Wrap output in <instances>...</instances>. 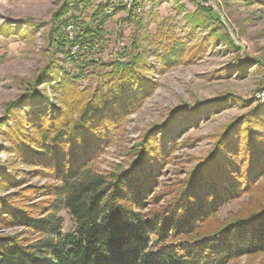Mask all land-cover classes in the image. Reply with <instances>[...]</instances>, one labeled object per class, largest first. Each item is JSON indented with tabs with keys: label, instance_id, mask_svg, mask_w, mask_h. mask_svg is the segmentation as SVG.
<instances>
[{
	"label": "trees",
	"instance_id": "obj_1",
	"mask_svg": "<svg viewBox=\"0 0 264 264\" xmlns=\"http://www.w3.org/2000/svg\"><path fill=\"white\" fill-rule=\"evenodd\" d=\"M141 1L131 0L127 19L138 28ZM192 1L197 9L184 16L192 34L213 18L221 21L208 0ZM89 6L96 7L93 23L82 22L77 13ZM120 8L128 6L116 0H63L51 19L49 45L63 52L79 74H61L59 63L50 60L27 91L5 108L0 127L6 148L29 167L28 181L42 176L53 183L32 186L20 183L12 171L0 172V189H16L0 195V228H24L0 233V264H226L264 252V199L246 212L216 219L224 205L264 177V117L254 110L214 135L207 155L198 158L165 203L155 191L175 151L170 133L177 124L197 122V108L182 105L176 110H185L178 123L172 118L181 113H173L148 129L129 150L134 159L128 167L106 172L94 167L115 129L156 87L138 40L111 52L110 63L102 58L104 25ZM156 34L162 65L179 64L190 49L189 38L160 30ZM211 37L198 41L196 53L203 52ZM97 65L109 71L98 77L96 88H82L80 79ZM44 81H55V102L38 89ZM202 104L206 109L212 100ZM64 209L69 230L60 215Z\"/></svg>",
	"mask_w": 264,
	"mask_h": 264
},
{
	"label": "rangeland",
	"instance_id": "obj_2",
	"mask_svg": "<svg viewBox=\"0 0 264 264\" xmlns=\"http://www.w3.org/2000/svg\"><path fill=\"white\" fill-rule=\"evenodd\" d=\"M62 1L0 0V120L5 116L6 106L27 91L50 60L59 63L61 74H79V68L68 62L63 52L53 51L49 45L51 19ZM116 1L127 4L128 8L115 10L106 20L104 28L107 40L102 58L110 63L111 52L129 48L133 40H138L139 48L145 50L151 63L148 73L156 82V87L115 129L112 140L105 145L94 167L100 172L112 171L120 166L128 167L134 159L129 150L148 129L167 122L173 113H181L179 117L172 118L177 122L183 117V110L176 112L182 105L197 108L193 113L197 122L191 117L192 124H177L170 133V138L175 139V151L165 164L155 191L163 198L162 204L170 198L171 191L179 181L184 180L198 158L207 155L214 135L221 132L225 124L250 110L264 117V0H208L215 10V17H220L221 21L213 18L214 21L212 19L207 28L200 29L195 35L190 32L184 17L197 9L192 0H142L140 28L127 20L129 10L133 8L131 0ZM95 8L89 6L77 12L82 22H92L91 15ZM159 30L169 36L177 34L189 38L190 49L174 67L165 68L159 60L162 52L156 38ZM226 34L236 46L230 45ZM208 35L212 37L206 40L203 52L196 53L194 46ZM96 67L88 69L80 79L82 88H96L101 83L98 77L109 71L106 65ZM54 83L44 81L38 85V89L49 93L55 102ZM209 100H212L211 106L203 109L202 102ZM1 129L0 172L12 171L16 179L21 180L20 183L40 187L51 185L53 180L50 177L35 176L27 180L25 172L30 170L29 167L15 160V156L8 151V141ZM15 190L0 189V195ZM262 199L264 177L259 178L248 192L224 205L216 219L224 221L246 212ZM60 215L69 230L68 212L64 209ZM23 229L0 228V233L14 234ZM226 264H264V252L241 255Z\"/></svg>",
	"mask_w": 264,
	"mask_h": 264
},
{
	"label": "built area",
	"instance_id": "obj_3",
	"mask_svg": "<svg viewBox=\"0 0 264 264\" xmlns=\"http://www.w3.org/2000/svg\"><path fill=\"white\" fill-rule=\"evenodd\" d=\"M71 28V27H70Z\"/></svg>",
	"mask_w": 264,
	"mask_h": 264
}]
</instances>
